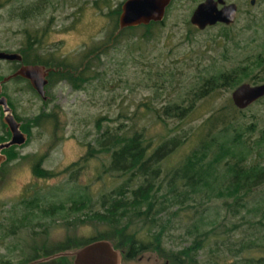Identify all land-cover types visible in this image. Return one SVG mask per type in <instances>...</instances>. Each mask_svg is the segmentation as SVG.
<instances>
[{
  "label": "rangeland",
  "instance_id": "374dc122",
  "mask_svg": "<svg viewBox=\"0 0 264 264\" xmlns=\"http://www.w3.org/2000/svg\"><path fill=\"white\" fill-rule=\"evenodd\" d=\"M22 1L39 3V14L29 21L13 14V6ZM200 1L172 0L163 23L131 29L122 28L120 13L112 11L124 0H7L0 7V49L19 51L26 27L44 30L32 54L55 58L73 66L67 67L73 73L82 72L86 77L79 78L76 87L58 73L49 74L46 99L27 78L15 76L3 83L20 121L30 130L27 141L16 147V156L0 167V264L20 262L35 253L36 246L49 249L77 238L87 241L106 229L116 230L96 217L84 221L83 211L88 209L70 206L85 193L93 198L91 207L97 208L101 195L128 177L105 169L110 152L89 153L92 147H101L105 131L135 129L154 143L165 135L187 137L162 161L158 178L160 190L155 202L170 207V212L164 211L157 220L165 225L164 252L178 253L200 230L208 229L211 232L198 252L199 264H238L264 255L262 246L236 251L243 240L264 239V183L239 209L232 198L215 195L217 189L208 188L205 194L194 193L193 198L175 204L173 195L181 185L178 183L177 193L170 192L169 183L175 180L169 179V170L178 167L198 144L209 126H203L207 118L219 115L225 120L237 117L247 124L254 122L257 129L253 138L264 129V96L239 108L230 103L234 87L200 95L202 82L214 69L232 68L248 61L250 54L264 53V0H227L238 4L236 20L231 25L218 23L203 29L190 20ZM150 27L145 33L149 36H144ZM22 63L0 59V75L7 76ZM252 76L245 81H264V63L255 65ZM173 102L191 105L192 109L184 118L169 116L163 107ZM7 127L0 107V135L9 136ZM260 150L262 154L254 152L251 160H263L264 148ZM87 154V159L74 164ZM39 160L42 168L53 173L37 175L34 165ZM206 193L214 198L207 200ZM60 203L65 209L53 215L43 210ZM132 219L128 232L135 231L145 244L156 242L153 230L158 227L148 219ZM141 253L132 259L124 256L122 264H164L166 258H173L160 254L151 243Z\"/></svg>",
  "mask_w": 264,
  "mask_h": 264
},
{
  "label": "trees",
  "instance_id": "16d2710c",
  "mask_svg": "<svg viewBox=\"0 0 264 264\" xmlns=\"http://www.w3.org/2000/svg\"><path fill=\"white\" fill-rule=\"evenodd\" d=\"M5 1L7 0H0V7L5 5ZM121 6L122 5H118V7L112 11L119 14L121 12ZM13 7L16 9L13 14L20 16L22 19L28 18V21L31 20L32 17L37 16L41 10L39 3L33 5V3L25 1H22L20 4H15ZM155 22L159 21H152L147 27ZM161 22L163 23L164 20ZM128 27L131 29L136 26H127L125 28ZM149 31H151V27L148 28L143 35L149 36L145 35V33ZM224 32L225 36L229 38L230 35L228 31L224 30ZM43 34L44 30H42V32H40L39 29L34 31L29 27L24 29V40L18 49L23 55L22 62L48 65L52 68L50 75L58 73L62 77L70 79L73 84L78 87L80 85L77 83L78 79L86 78L83 76L82 72L73 73L67 68H74L73 66L61 63V61L55 58L47 59L41 54H32L34 45L42 41ZM257 54L258 55L255 56L250 54L248 61L242 62V64L239 63L232 68L221 67L214 69L202 82L200 95L206 93L210 94V92L221 87L233 88L248 78H254L252 75L254 74L255 65L262 66L264 63V53L257 52ZM64 65H66V68H64ZM20 76L21 75H18L16 77ZM257 76L258 74H256L255 77ZM2 77L3 76L0 75V78ZM9 103L14 109L15 106L11 99H9ZM230 103L234 104L233 100ZM191 109V105L173 102L166 104L163 107V112L169 116L184 118L190 113L189 111ZM16 117L21 120L18 114H16ZM219 120L221 121L220 128H218ZM205 124L209 126L202 132L198 144L178 167L169 170V179L171 181L175 180L174 183H169L170 192L177 193L176 187L178 183L182 187V189H180L181 187L178 188L177 195L171 194L176 196L174 204L180 201L185 202L184 200L189 197L193 198L194 193L200 192L205 194L208 188H210L211 190H218L217 192H213L218 197H225L226 199L232 198L235 203H239L238 209L243 208L248 203L247 196L254 192L255 188L264 183V158L263 160L255 158L251 160L252 156H254V152L262 154L260 148H264V129L256 138H253V133L256 134V123L252 122L247 124V122L237 117L225 120L219 115L210 116L203 123V126ZM22 129L29 133L30 129L26 123H22ZM6 131L9 136L1 134V141L11 136V131L8 127ZM103 135H105V137L100 140L101 147H92L89 154L92 155L95 151L110 152L111 159L109 163L105 165V169L113 173H118L121 176L129 175L117 187L101 195L99 207L93 209L91 207V205L93 206V198L85 193L80 195L79 200L74 201V206H70L72 209H79V207L88 209L83 211L85 215L83 217L84 221L96 217L116 227V230L106 229L104 232L100 231L99 236L87 241L84 240V242H90L100 238H108L115 244L118 242H131V244H133L132 247H135L130 253L131 256L135 254V250H144L151 243L154 249H157L160 254L166 256L170 254L174 259L184 258L185 264H199L198 252L204 246L205 240L211 231L208 229L200 230L193 238L190 245L183 247L176 254L172 253L171 250H169L171 253L167 251L164 252L166 247L163 246L162 242L163 236L165 235V225L162 221L157 222V220L158 217L162 216L165 212H170V207L165 206V204L157 205L155 202L160 190V185H158L160 181H158V178H160L162 174V161L168 158L179 145L184 143L187 137L178 134H172L170 136L165 135L154 143L152 138L148 137L142 130L137 129L132 132L105 131ZM17 146L18 145H12L4 149L8 157L1 166L16 156L15 149ZM89 154L82 156L80 160L75 161L74 164H77L82 159H87ZM34 172L37 175L53 173L52 171L42 168L41 160L34 165ZM215 184H217L216 187ZM163 195H165L163 197H166L165 193H163ZM206 195L207 197L205 196L204 198L207 200H212L214 198V196L207 193ZM78 202H80L82 206H80ZM58 209L63 210L65 206L62 203L52 204L49 207H45L43 210L53 215ZM133 217H137L138 219L142 218L144 222L148 219V222L152 226L158 227L153 230V235H156V242L153 243L151 239H148L151 241L145 244L141 241L142 239L137 237L135 231H127L130 225L129 219L133 221ZM260 222H262V220H260ZM257 246H262L264 248V239L249 238V240H243L239 243V246H237L236 251L240 253L248 248ZM191 257L192 259L190 260ZM176 261L180 262V260ZM238 262H240L238 264H264V255L247 258Z\"/></svg>",
  "mask_w": 264,
  "mask_h": 264
},
{
  "label": "water",
  "instance_id": "95a60500",
  "mask_svg": "<svg viewBox=\"0 0 264 264\" xmlns=\"http://www.w3.org/2000/svg\"><path fill=\"white\" fill-rule=\"evenodd\" d=\"M172 0H124L119 14L120 26H137L151 21L164 20L167 7ZM252 3L255 0H251ZM219 4H222L220 7ZM238 4L226 0H203L194 9L192 23L198 28H205L218 21L230 24L237 18ZM0 59L23 60L19 51L0 49ZM51 67L41 63H22L14 72L0 79V106L3 119L11 131V136L0 140V166L7 159L4 149L12 145H22L28 139V133L22 129V122L16 117L8 96L4 93L3 83L12 77L21 75L30 80L36 91L47 98L46 85L49 82ZM264 96V81L252 83L243 81L237 84L231 93L234 104L245 108ZM76 264H120L121 253L108 238L95 239L80 247L76 252Z\"/></svg>",
  "mask_w": 264,
  "mask_h": 264
},
{
  "label": "flooded vegetation",
  "instance_id": "af4514ba",
  "mask_svg": "<svg viewBox=\"0 0 264 264\" xmlns=\"http://www.w3.org/2000/svg\"><path fill=\"white\" fill-rule=\"evenodd\" d=\"M201 1H203V0H201ZM226 2L230 3V2H234V1H227L226 0ZM219 6L221 7L222 4H219ZM194 9H195V7H194ZM194 9H193V11H194ZM193 11L191 13V16L193 14ZM237 15H238V12H237ZM190 20H191V18H190ZM218 23L231 25L233 22L230 24H227L225 22L218 21L215 24H218ZM212 25H214V24H212ZM207 26H209V25H207ZM78 240L79 239L77 238L73 242L70 241V243L64 242L60 246L57 245V246L52 247L53 249L52 248L47 249V248H45L44 245L41 246L42 248H39L38 246H36L37 251L35 253L30 254L26 257H23L22 259H20L21 260L20 262H17L15 264H76L75 263V258H76L75 252L80 247H82L83 245L88 243V242L78 241ZM132 245L133 244H131V242H118L116 244L114 243V246L117 249H119V251L121 253L120 264H122V260H123L124 256L126 259H132V258L136 257L138 254H142L141 252H143L145 250V249L139 250V251L135 250L134 251L135 254L133 256H131L130 253H131V251H133V248H135V247H132ZM73 246H76L75 249H71ZM39 249L43 250L42 253H40ZM71 257H73V258H71ZM139 258L141 260V259H143V256H139ZM156 260H158V257H156ZM176 260H180V262H178ZM156 263H160V261L156 262ZM2 264H14V262H11V263H5L4 262ZM164 264H185V261H184V258H181V259H173V258L168 259V258H166L164 261Z\"/></svg>",
  "mask_w": 264,
  "mask_h": 264
}]
</instances>
